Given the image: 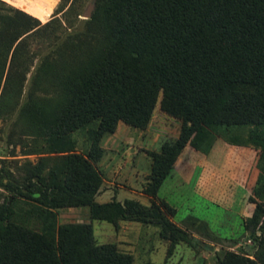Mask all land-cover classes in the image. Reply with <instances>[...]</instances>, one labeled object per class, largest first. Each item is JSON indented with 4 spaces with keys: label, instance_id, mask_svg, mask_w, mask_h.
<instances>
[{
    "label": "trees",
    "instance_id": "1",
    "mask_svg": "<svg viewBox=\"0 0 264 264\" xmlns=\"http://www.w3.org/2000/svg\"><path fill=\"white\" fill-rule=\"evenodd\" d=\"M27 2L34 14L45 15L43 2ZM68 6L60 7L61 13ZM56 23V16L41 22L0 0V82L11 51L0 114L13 97L10 77L28 50V37ZM52 45L40 65L50 81L48 90L39 99L28 92L34 132L70 144L73 131L89 126L92 144L87 151L73 145L59 149L47 174L39 170L44 164L33 168L26 190L9 178L0 180L16 188L0 203V264H133L132 253L116 243L96 241L91 221L57 224L58 209L69 206L86 205L91 219L114 224H155L170 242L168 254L178 241L192 242L186 226L172 220L175 207L157 192L186 144L206 153L223 137L258 147L264 161V0H94L90 17L66 27ZM157 104L180 121V130L150 153L144 187L150 203L115 197L98 201L100 139L119 121L144 129ZM18 196L30 202L26 214L12 207ZM249 199L254 209L248 229L257 242L253 257L225 250L217 264H264V201ZM34 214L41 229L28 223L27 216ZM186 218L208 227L195 216Z\"/></svg>",
    "mask_w": 264,
    "mask_h": 264
},
{
    "label": "rangeland",
    "instance_id": "2",
    "mask_svg": "<svg viewBox=\"0 0 264 264\" xmlns=\"http://www.w3.org/2000/svg\"><path fill=\"white\" fill-rule=\"evenodd\" d=\"M5 1L8 5L31 13L41 22L54 16L60 18V24H54L49 31H41L28 37V50L22 54L15 71L11 73L12 85L9 89L14 90L13 97L0 114V180L8 181L9 178L11 183H18L22 190H26V177L31 174L33 168L38 170V166L44 164L39 170L40 173L47 174L49 165L60 154L59 149L73 145L77 151H87L91 147L92 136L89 134V126L73 131L69 138L70 144L37 135L26 103L31 100L28 92L34 91V97L39 99L48 90L47 85L50 81L40 70L41 60L44 55L50 53L52 44L63 36L65 28H72L77 25L79 18H83L82 12L92 0H40L46 9L42 17L34 14L35 7L27 2L35 0ZM21 2H26L30 6L22 7ZM62 6L64 9L69 7L67 13H61ZM68 20L72 22L69 24ZM10 55L11 51L7 55L0 91L8 72ZM119 122L122 124L117 134H112L113 132L104 134L99 141L102 153L95 165L103 177L100 189L110 187L117 199L137 197L141 202L149 204L150 197H147L144 187L151 173L150 153L159 151L167 139L178 136L180 121L163 112L157 104L144 129L130 126L123 121ZM128 126L131 130L126 128ZM136 131L142 132L139 134ZM168 183L171 184L170 188L166 191L162 188L157 196L165 194L174 203L177 208L174 219L180 222L182 220L188 233L194 237L192 242L180 240L175 243L169 254L167 248L170 242L159 236V226L140 221L120 220L114 224L106 220L91 219L89 207L86 205L59 208L57 224L91 221L96 241L116 243L121 250L132 253L133 264H217L225 250L253 257L257 242L248 229L247 221L251 214L239 217L233 210H227L202 198L192 190L191 185L185 184L181 188L176 178H170ZM121 186L124 188L118 190ZM15 190L13 184L9 187L0 184V203L9 195L15 194ZM139 191L144 192L146 196ZM108 196L109 194L103 198L98 197V200H108L111 198ZM12 207L19 215L26 214L31 209L30 202L22 196H18ZM188 215L195 216L198 220H207L216 234L202 224H192L186 218ZM27 219L33 228L41 229L42 222L36 214L32 217L27 216ZM206 244H210L211 247Z\"/></svg>",
    "mask_w": 264,
    "mask_h": 264
},
{
    "label": "crops",
    "instance_id": "3",
    "mask_svg": "<svg viewBox=\"0 0 264 264\" xmlns=\"http://www.w3.org/2000/svg\"><path fill=\"white\" fill-rule=\"evenodd\" d=\"M121 124V122L118 123L112 134H117ZM126 128L131 130L129 126ZM141 132L138 133L141 134ZM263 167L264 161L260 158V149L252 144L233 143L223 137H217L211 149L206 153L186 144L178 155L173 169L160 185L158 192L162 188H165V191L170 188L171 184L168 183V180L176 178L181 188L185 184L191 185L192 190L202 198L221 205L227 210H233L239 217H243L251 214L254 209V202L250 201L249 196L264 201ZM120 188L124 187L121 186L118 190ZM112 193L113 190L110 187L101 188L96 199L103 198L107 194H109L108 197H111L110 199H113L115 196ZM139 193L146 196L142 191ZM159 197L173 205L177 211L174 203L165 194ZM174 216L175 214L172 216V220L184 228L182 220L181 222L177 221ZM200 220L206 222L210 232L216 234L207 220ZM206 246L211 247L210 244H206Z\"/></svg>",
    "mask_w": 264,
    "mask_h": 264
},
{
    "label": "water",
    "instance_id": "4",
    "mask_svg": "<svg viewBox=\"0 0 264 264\" xmlns=\"http://www.w3.org/2000/svg\"><path fill=\"white\" fill-rule=\"evenodd\" d=\"M93 7H94V0H92V1L87 5V7L85 8V10L82 12V17H83V18L90 17V15H91V13H92V10H93Z\"/></svg>",
    "mask_w": 264,
    "mask_h": 264
}]
</instances>
